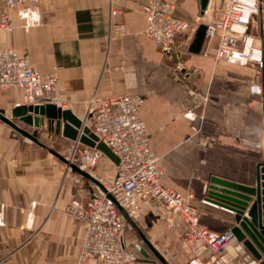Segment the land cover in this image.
Segmentation results:
<instances>
[{
  "label": "crops",
  "instance_id": "crops-1",
  "mask_svg": "<svg viewBox=\"0 0 264 264\" xmlns=\"http://www.w3.org/2000/svg\"><path fill=\"white\" fill-rule=\"evenodd\" d=\"M147 1L46 0L34 9H10L13 26L0 27V48H15L37 69L56 71L65 107L81 118L94 95H142L141 113L159 156L162 184L192 193L200 223L224 232L236 224L235 212L205 201L206 189L212 175L256 183L264 159L261 65L216 60L211 39L191 52L195 31L178 36L187 49L184 68L178 69L177 60L168 59L143 33L146 18L139 6ZM167 1L175 3L178 16L200 24L216 19L223 4ZM25 13L28 17H22ZM251 29L261 42L260 17ZM257 80L261 93L251 90ZM23 101L20 88L0 91V110L8 116ZM39 139L46 147L0 120V264H80L84 223L68 206L74 198L83 200V192L74 177L68 179L67 164L48 149L64 153L73 140L48 129H40ZM100 168L108 170L105 159ZM162 209L157 200H146L138 219L126 218V247L144 258L140 245L157 258L141 230L170 264H186L192 253L181 244L184 221L161 219ZM128 264L155 263L130 259Z\"/></svg>",
  "mask_w": 264,
  "mask_h": 264
},
{
  "label": "built area",
  "instance_id": "built-area-1",
  "mask_svg": "<svg viewBox=\"0 0 264 264\" xmlns=\"http://www.w3.org/2000/svg\"><path fill=\"white\" fill-rule=\"evenodd\" d=\"M45 1L0 0V27L12 28L10 9L30 10ZM222 1L216 19L207 23L206 39L216 42L215 59L240 64L260 63L262 44L251 25L254 15L260 12L261 1ZM139 8L146 18L143 33L168 59L177 60L178 69H183L182 56L187 49L179 42L178 36L195 32L199 21L178 16L175 3L167 0H148ZM22 17H28V14H22ZM119 31L124 32L125 27L119 26ZM11 88H20L24 92V101L17 105L54 103L66 108L56 71H41L17 49L4 47L0 48V91ZM251 90L262 92L258 80L251 85ZM143 103L144 97L136 93L94 95L87 101L85 123L119 157V163L112 180L101 182L107 191L100 188L87 200L76 199L68 206V210L84 223L78 262L128 264L130 257L134 256L133 251L127 249L128 256L122 247L121 234L127 220L118 205L107 197L106 192H109L132 219L142 215L143 202L151 199L162 205L161 219L170 223L176 216L182 218L185 226L181 244L192 253L186 264H261L260 260L247 254L231 228L217 232L200 223L198 210L190 203L194 197L192 193L185 194L162 184L159 156L152 147L141 113ZM65 151L63 155L72 162L76 160V164L88 172L106 156L99 148L79 140H73Z\"/></svg>",
  "mask_w": 264,
  "mask_h": 264
},
{
  "label": "water",
  "instance_id": "water-1",
  "mask_svg": "<svg viewBox=\"0 0 264 264\" xmlns=\"http://www.w3.org/2000/svg\"><path fill=\"white\" fill-rule=\"evenodd\" d=\"M260 12L255 14L254 18L260 17V38L262 44L263 57L261 65V81L263 84L262 101H263V118H264V0H260ZM207 0H202L203 7L206 6ZM259 15V16H258ZM207 33V24L201 23L195 32L191 52H199L203 46ZM0 120L9 124L22 135L30 140L45 146L39 139L40 129L50 130L62 133L65 137L72 140H79L84 144L97 147L104 152L116 165L119 163V157L111 148L91 131V128L85 123L84 119L78 116L71 108H62L54 103L47 104H18L11 110V117L0 110ZM18 120L35 128L30 131L18 123ZM53 154L62 159L73 171L80 173L84 177L97 183L104 191H107L103 184L90 172L80 168L76 163L70 161L65 155L57 150L48 148ZM107 193V197L113 200L124 213L125 217L132 221V218L118 204L114 196ZM255 197V199H253ZM205 199L215 205H219L235 212L236 224L231 227L238 242L254 258L264 264V159L257 165L255 185L234 181L218 175H212L207 185ZM250 205L247 215L246 208ZM133 223V221H132ZM127 222L124 223V228ZM147 246L156 255V259L150 257V253L140 245L136 247L144 255V258H138L135 255L130 258L150 261L155 264H170L157 248L149 241L145 233L139 230ZM121 243L125 253L127 252L124 231L121 234Z\"/></svg>",
  "mask_w": 264,
  "mask_h": 264
},
{
  "label": "rangeland",
  "instance_id": "rangeland-1",
  "mask_svg": "<svg viewBox=\"0 0 264 264\" xmlns=\"http://www.w3.org/2000/svg\"><path fill=\"white\" fill-rule=\"evenodd\" d=\"M0 12H1V3H0ZM257 18H259V17H257ZM254 33L258 36L257 32L254 31ZM252 63H257V62H252ZM10 116H11V114H10ZM18 123L21 124V121H18ZM15 131H16V133H19L17 130H15ZM69 145H70V142L67 141V147ZM65 153H66V151L64 153H62V154H65ZM103 159H105L106 162H107L108 170L101 169V168L99 169L101 160H103ZM73 162L76 163L77 161L74 160ZM114 171H115V164H114V162L110 158H108L107 156H104V157H102L100 159V161L98 162V164L94 168H92L89 172L93 176H96L100 182H103L104 183V182H110L112 180V177L114 175ZM67 173H68V179H71L72 177L75 178V180H73V182L76 185V189H82V192H83V196H82L83 197V200H87L92 192L99 191V189L101 188L94 181H92V180L84 177L80 173L73 172L72 169L70 167H68V166H67ZM76 199L82 200V199H79V198H74L73 200H76ZM72 201H71V203H72ZM130 259H133V258H130Z\"/></svg>",
  "mask_w": 264,
  "mask_h": 264
},
{
  "label": "bare ground",
  "instance_id": "bare-ground-1",
  "mask_svg": "<svg viewBox=\"0 0 264 264\" xmlns=\"http://www.w3.org/2000/svg\"><path fill=\"white\" fill-rule=\"evenodd\" d=\"M231 248H232V246H231Z\"/></svg>",
  "mask_w": 264,
  "mask_h": 264
}]
</instances>
